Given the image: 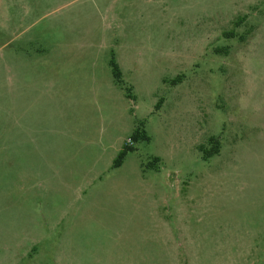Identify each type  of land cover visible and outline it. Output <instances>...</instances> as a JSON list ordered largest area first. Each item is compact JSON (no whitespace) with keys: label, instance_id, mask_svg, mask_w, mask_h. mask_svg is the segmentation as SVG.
<instances>
[{"label":"rangeland","instance_id":"1","mask_svg":"<svg viewBox=\"0 0 264 264\" xmlns=\"http://www.w3.org/2000/svg\"><path fill=\"white\" fill-rule=\"evenodd\" d=\"M0 264H264V0H0Z\"/></svg>","mask_w":264,"mask_h":264},{"label":"trees","instance_id":"2","mask_svg":"<svg viewBox=\"0 0 264 264\" xmlns=\"http://www.w3.org/2000/svg\"><path fill=\"white\" fill-rule=\"evenodd\" d=\"M112 66H113V74H114V78L116 80V82L118 84H123V75H122V72L120 70V67L119 65L113 60L112 62ZM182 81V77H178L177 79H175L173 81V84H176L178 82H181ZM148 140L149 139V136L147 135V133L145 132V130H137L136 132L133 133L132 137H131V140L133 141H139V140ZM212 143H217V139L215 138H212ZM133 150V147L132 145H126L125 148L123 149V151L120 153L116 163H115V166H119L123 159L125 158L126 154ZM218 152V151H217ZM157 160V159H156Z\"/></svg>","mask_w":264,"mask_h":264}]
</instances>
